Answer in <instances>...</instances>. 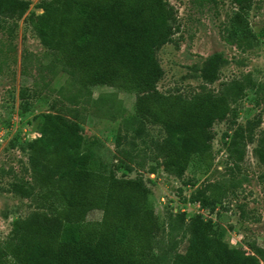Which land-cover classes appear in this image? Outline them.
<instances>
[{
  "label": "trees",
  "instance_id": "obj_1",
  "mask_svg": "<svg viewBox=\"0 0 264 264\" xmlns=\"http://www.w3.org/2000/svg\"><path fill=\"white\" fill-rule=\"evenodd\" d=\"M0 1L18 11L28 5L27 0ZM38 7L33 30L50 51L47 63L37 62L38 72L41 79L44 74L66 75L65 99L71 107L65 113L39 114L40 135L26 147L33 182L45 189V200L52 197L59 206L14 222L0 245V264H162L161 256L152 252L150 239L159 225L145 206L148 189L141 175L116 177L89 167V154L78 150L81 137L73 105L81 97L91 103L111 97L90 98V87L96 85L133 93V117H146L166 133L154 149L162 169L180 177L192 154L209 166V130L232 111L243 84L233 81L219 94L202 90L190 98L157 89L162 70L155 52L170 42L175 22L165 0H42ZM231 33L242 48L257 43L240 20ZM260 35L264 37V28ZM26 61L30 58L21 63ZM250 135L240 127L232 130L227 153L233 163L241 158ZM257 145L255 155L264 164V142ZM121 155L129 159L127 152ZM117 158L123 166L125 160ZM11 187L19 195L28 193L22 184ZM214 187L211 182L207 194H192L200 208L213 209L218 200ZM93 209L101 211L99 220H86ZM188 227L187 245L173 255L172 264H259L254 251L247 254L229 246L200 214L189 218Z\"/></svg>",
  "mask_w": 264,
  "mask_h": 264
},
{
  "label": "rangeland",
  "instance_id": "obj_2",
  "mask_svg": "<svg viewBox=\"0 0 264 264\" xmlns=\"http://www.w3.org/2000/svg\"><path fill=\"white\" fill-rule=\"evenodd\" d=\"M27 1L22 11L7 9L0 1V245L14 222L58 208V202L52 197L45 200V189L33 182L26 144L40 135L39 114L65 113L71 107L65 99L69 93L64 73L51 78L42 73L40 78L37 62L50 59V51L33 30L42 0ZM165 1L175 22L170 42L155 52L162 70L157 89L190 98L202 90L219 94L233 81L244 87L232 111L209 130V166L192 154L180 177L165 172L154 152L166 136L164 129L146 117H133V93L103 85L91 86L90 98L111 94L110 98L91 103L81 97L73 105L81 137L78 150L89 154L92 170L111 171L116 177L141 175L148 189L145 206L159 225L150 239L152 252L161 256L162 264H172L173 255L184 250L194 214L210 220L229 246L247 254L254 251L259 264H264V164L255 155L258 142H264V37L260 35L264 0ZM235 20L257 37L252 49L234 44ZM24 57L30 61L21 63ZM236 127L249 132L251 139L233 163L227 150ZM123 151L129 159L122 157ZM117 156L125 160L123 166ZM211 182L218 200L213 209L200 208L191 196L196 191L207 194ZM12 183L25 186L27 195L13 192ZM100 216L101 211L93 209L86 220L97 221Z\"/></svg>",
  "mask_w": 264,
  "mask_h": 264
}]
</instances>
